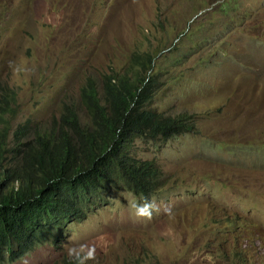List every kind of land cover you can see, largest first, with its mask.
Returning a JSON list of instances; mask_svg holds the SVG:
<instances>
[{
    "label": "rangeland",
    "instance_id": "obj_1",
    "mask_svg": "<svg viewBox=\"0 0 264 264\" xmlns=\"http://www.w3.org/2000/svg\"><path fill=\"white\" fill-rule=\"evenodd\" d=\"M147 53L151 108L194 126L135 142L163 172L159 191L109 187L55 242L6 264H67L81 247L95 249L87 264H264V0H0L9 141L52 128L65 105L83 116L89 84L146 76ZM145 198L155 210L138 218Z\"/></svg>",
    "mask_w": 264,
    "mask_h": 264
},
{
    "label": "trees",
    "instance_id": "obj_2",
    "mask_svg": "<svg viewBox=\"0 0 264 264\" xmlns=\"http://www.w3.org/2000/svg\"><path fill=\"white\" fill-rule=\"evenodd\" d=\"M144 57L146 76L125 72L104 77L100 89L89 84L80 93L83 116L65 105L54 126L34 136L24 125L9 141L0 107V264L55 242L109 187L124 185L140 196L159 191L163 172L136 156L135 142L170 139L194 126L189 115L170 117L151 108L156 57ZM4 91L0 103L8 104L13 93Z\"/></svg>",
    "mask_w": 264,
    "mask_h": 264
},
{
    "label": "clouds",
    "instance_id": "obj_3",
    "mask_svg": "<svg viewBox=\"0 0 264 264\" xmlns=\"http://www.w3.org/2000/svg\"><path fill=\"white\" fill-rule=\"evenodd\" d=\"M135 208V215L138 218H151L153 210H155V203L145 198L143 203L133 205ZM94 248L86 249L81 247L77 249H69V256L74 258L75 264H87V261L94 259Z\"/></svg>",
    "mask_w": 264,
    "mask_h": 264
}]
</instances>
